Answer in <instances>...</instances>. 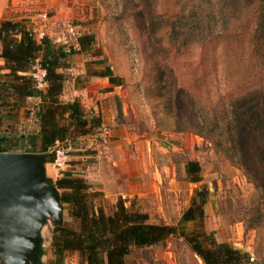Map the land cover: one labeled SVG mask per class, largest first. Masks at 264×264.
<instances>
[{
  "label": "rangeland",
  "instance_id": "rangeland-1",
  "mask_svg": "<svg viewBox=\"0 0 264 264\" xmlns=\"http://www.w3.org/2000/svg\"><path fill=\"white\" fill-rule=\"evenodd\" d=\"M11 1L7 0V6L0 0V20H16L18 13L10 11ZM29 1L36 3L29 5L32 8L24 14L35 17L44 13V20L36 16L35 21L42 27L51 8H45L48 3L43 0ZM75 1L69 18L56 29L59 40L57 36L50 40L68 53L65 58L67 69L86 68L91 74L108 66L114 76L121 78V85L116 89L119 95L112 97L113 108L122 118L125 112V123L138 140L150 142L152 159L164 179L161 193L166 205L165 218L153 217L149 221L175 224L189 205L194 191L203 189L202 229L205 234L215 243H227L246 253L247 264H264V190L257 189L254 179L241 165L238 152L236 154L227 139L220 121L225 117L209 111L201 122L197 114L200 108L193 104L198 100V91L201 104L214 106V102L206 103V92L220 94L221 73L226 68H229L227 71H231L230 68H264V11L259 13V2ZM38 32V26L31 32L35 40L40 39ZM84 35L91 36L92 43L87 51L77 52V39ZM102 59L103 65L93 63ZM3 66L0 60V68ZM165 68L173 71L175 85L183 93L177 94L171 102L167 100L170 94L164 91L168 84L158 80ZM62 74L70 79L68 71L64 70ZM261 76L259 70L255 79ZM38 104L36 98L23 101L17 114L10 112L16 115L14 120L1 121L0 130L17 135L35 133L37 120L34 114ZM84 112L87 118L97 116L88 110ZM194 112L197 121L192 117L193 124H189ZM198 121L200 128L196 126ZM97 140V128L91 135L67 140L71 146L69 154H84L89 156L87 160H92L91 144H97ZM185 161L198 162L200 182L186 181ZM53 171V180L63 172L62 169ZM45 177L48 178L46 171ZM88 185L89 195H92L89 200L97 204V189ZM109 212L105 211L106 214ZM65 217L63 211L61 220ZM52 227L51 221L46 220L38 231L37 253L40 250V255L36 259L40 264H55L50 251ZM58 264L85 263L75 254H66ZM124 264L203 263L182 240L168 238L155 247L131 251Z\"/></svg>",
  "mask_w": 264,
  "mask_h": 264
},
{
  "label": "trees",
  "instance_id": "trees-1",
  "mask_svg": "<svg viewBox=\"0 0 264 264\" xmlns=\"http://www.w3.org/2000/svg\"><path fill=\"white\" fill-rule=\"evenodd\" d=\"M259 13L264 11V0H257ZM261 14H259L261 16ZM140 16V14H138ZM141 18V16H140ZM92 43L91 36L77 39V52L87 51ZM64 47L55 45L42 37L35 40L21 21L0 20V124L12 121L26 99L36 98L39 104L35 109L37 130L35 133L17 135L0 130V152L47 154L45 163L52 159L50 148L54 141H67L72 138L91 135L99 128V117L87 118L78 101L62 103L60 95L67 80L62 71L66 70ZM38 60L45 70L44 90L34 88L30 78L31 62ZM93 63L103 65L104 60ZM222 71L220 94L206 92V103L201 104V94L197 92L199 121L209 111L223 115L220 120L227 139L238 152L241 165L257 185L264 190V68H230ZM262 76L255 79L257 71ZM106 78L110 86H120L121 78L114 76L108 66L91 74ZM158 80L167 83L164 90L171 102L177 94H183L176 87L173 71L165 68ZM176 87V89H175ZM165 88V87H164ZM218 89V88H217ZM219 90V89H218ZM172 94V95H171ZM208 107V108H207ZM205 111L207 115H205ZM203 115V116H202ZM192 113L188 120L193 124ZM197 127H201L200 122ZM185 179L189 183L201 181L200 166L196 161L183 164ZM59 191L62 212L65 219L51 229L50 251L55 264L66 254H76L85 264H124L125 257L134 248H146L164 243L168 238L182 240L203 264H247L246 253L227 243H215L202 229L204 190L194 191L189 205L173 225L163 222H149L146 214L126 208L122 199L117 198L106 214L101 204V193L97 192V204L89 200V185L82 178L61 173L55 180L46 178ZM40 255V250L37 256ZM35 264H40L35 260Z\"/></svg>",
  "mask_w": 264,
  "mask_h": 264
},
{
  "label": "crops",
  "instance_id": "crops-1",
  "mask_svg": "<svg viewBox=\"0 0 264 264\" xmlns=\"http://www.w3.org/2000/svg\"><path fill=\"white\" fill-rule=\"evenodd\" d=\"M3 1L8 6L7 0ZM46 2L48 4L45 8H51V14L43 25V37L50 39L57 36L59 40L56 29L69 18L76 1L43 0V3ZM32 3L29 0H12L9 3L10 11L13 14L18 13L14 21H21L25 29L34 32L38 26V31L41 32L43 26L35 22L37 15L34 17L24 14L32 8L29 6ZM66 71L70 73V79L64 82L60 101L65 103L76 100L83 112L88 110L95 113L100 119L97 131L102 127L107 128L109 138L101 140L97 137V144H91L92 160H87L89 156L84 154L69 155L62 171L85 179L93 185L97 192L101 193L104 211L109 212L116 199L120 198L126 208L146 214L148 220L153 217L164 220L166 205L161 193L164 179L158 164L152 159L150 142L138 140L125 123V112L122 118L113 108L112 97L119 95L116 91L118 87L111 89L106 78L92 76L93 72L90 74L86 68H72ZM44 166L46 176L53 180L55 175L51 172L53 170L48 168L49 163ZM147 248L151 247L134 248L132 251Z\"/></svg>",
  "mask_w": 264,
  "mask_h": 264
},
{
  "label": "water",
  "instance_id": "water-1",
  "mask_svg": "<svg viewBox=\"0 0 264 264\" xmlns=\"http://www.w3.org/2000/svg\"><path fill=\"white\" fill-rule=\"evenodd\" d=\"M46 155L0 152V264H35L40 226L61 224L59 191L46 183Z\"/></svg>",
  "mask_w": 264,
  "mask_h": 264
},
{
  "label": "built area",
  "instance_id": "built-area-1",
  "mask_svg": "<svg viewBox=\"0 0 264 264\" xmlns=\"http://www.w3.org/2000/svg\"><path fill=\"white\" fill-rule=\"evenodd\" d=\"M37 17L44 20L45 14L39 13ZM44 34L42 32H38V37L42 38ZM30 78L33 83V86L37 90H44L46 86L45 80V70L40 66L38 60H33L31 62V70H30ZM97 137L101 140H106L109 138V132L107 128L102 127L97 131ZM71 151V146L67 141H54L51 148L50 153L52 155V159L49 162V167L52 170H60L64 168V166L68 162L69 152Z\"/></svg>",
  "mask_w": 264,
  "mask_h": 264
}]
</instances>
